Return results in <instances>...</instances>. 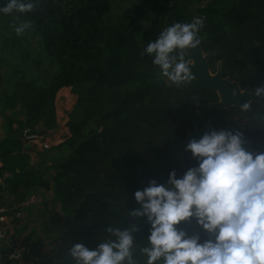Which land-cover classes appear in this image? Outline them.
<instances>
[{
    "label": "trees",
    "instance_id": "1",
    "mask_svg": "<svg viewBox=\"0 0 264 264\" xmlns=\"http://www.w3.org/2000/svg\"><path fill=\"white\" fill-rule=\"evenodd\" d=\"M203 0H177L176 22H191V7ZM6 0H0V5ZM168 0H39L29 13L0 15V175L13 176L7 190L17 202L35 189H53L69 222L65 246L90 249L110 224L137 225L138 240L149 235L146 218L126 212L140 205L134 192L150 180L180 177L197 164L188 152L177 157L192 112L208 110L186 102H207L217 93L192 80L170 85L152 57L141 55L163 28ZM205 22L204 49L223 61L224 76L252 91L264 78V0H211L197 9ZM19 17V19H17ZM30 21L17 35L14 26ZM70 87L77 99L69 112V135L49 150L54 173L22 174L31 155L25 134L60 127L57 97ZM225 111V110H224ZM242 114L239 108H233ZM244 136L264 148V105L251 103ZM189 235L207 238L196 221L182 222Z\"/></svg>",
    "mask_w": 264,
    "mask_h": 264
},
{
    "label": "clouds",
    "instance_id": "2",
    "mask_svg": "<svg viewBox=\"0 0 264 264\" xmlns=\"http://www.w3.org/2000/svg\"><path fill=\"white\" fill-rule=\"evenodd\" d=\"M38 2L6 0L0 15L32 12ZM204 22L195 17L163 27L141 55L152 57L167 81H189L190 61L185 57L201 44L198 34ZM30 27V21H20L14 31L21 35ZM251 92L264 100V84ZM240 108L247 112L251 103L243 102ZM243 143L242 133L229 129L192 138L185 151L195 166L180 177L173 170L166 182L153 179L134 192L140 207L126 215L146 218L147 238H136L135 224L109 223L95 248L75 243L68 249L73 264H264V152H249ZM193 219L207 238L180 227Z\"/></svg>",
    "mask_w": 264,
    "mask_h": 264
},
{
    "label": "crops",
    "instance_id": "3",
    "mask_svg": "<svg viewBox=\"0 0 264 264\" xmlns=\"http://www.w3.org/2000/svg\"><path fill=\"white\" fill-rule=\"evenodd\" d=\"M67 88L61 89L62 91ZM59 93V94H60ZM59 98V97H58ZM58 120L60 122L61 111L57 108ZM3 122L0 119V139L5 136V130L2 127ZM48 131V130H47ZM70 133L68 126L60 125L56 130L48 131L52 137L59 135L66 138ZM26 149L31 155L30 167L22 174H33L39 172L54 173L55 165L46 161L45 158L39 155V146L32 141H25ZM2 162L0 161V166ZM13 176H11V179ZM11 179L9 183L11 182ZM9 184L5 188L0 189V206L12 208L15 211H20L22 216L17 219L9 220L8 229L21 244H30L33 247L31 254V264H49L50 262H64L63 259H58V254L54 253L55 246H61L65 241L64 238H59L56 231L61 229L62 233L66 231V226L63 223L67 220L61 209V203L56 200L53 189H35L28 198L23 202H17L12 193L7 190ZM52 237L55 241L52 247V252L48 249V239ZM58 248V247H57ZM47 252H49L47 254ZM2 264H12L8 260H4Z\"/></svg>",
    "mask_w": 264,
    "mask_h": 264
},
{
    "label": "water",
    "instance_id": "4",
    "mask_svg": "<svg viewBox=\"0 0 264 264\" xmlns=\"http://www.w3.org/2000/svg\"><path fill=\"white\" fill-rule=\"evenodd\" d=\"M171 4L168 5L169 11L168 15L165 20L164 27L170 26L176 22V10H177V0H168ZM211 0H203L198 5L191 7V13L195 17H199L197 13V9H201L204 6H207ZM147 29L153 33L160 34L162 28H158L153 26L152 24H148ZM199 38L201 40V44L197 46L196 49H190L188 51V57L190 59V70H191V79H195L200 83L201 89L207 90H214L218 93L219 100L216 102H205V103H198L193 102L194 105L200 107H208V108H225L230 109L231 107H238L240 108V104L243 102L249 101L257 102L261 105H264V100H261L259 97H256L250 90L242 89L240 83L237 81L231 80L229 77H224L223 72L221 69V62L218 65L216 73L212 74L208 59L209 57L214 54L213 51L206 52L204 51L203 44L206 43L205 39L202 37L201 32H199ZM264 56V55H263ZM190 79V80H191ZM189 80V81H190ZM189 81H185L182 83H173L169 82L170 85H186ZM264 84V78L262 81ZM188 103L192 102L191 98L187 100ZM241 109V108H240ZM213 128L210 125L206 129L196 128L189 132V134L185 137L183 141V145L181 148L180 153L178 154V158L181 160L182 164L184 165V156L186 154L185 146L192 138H200L205 132L211 131ZM239 132L242 133V139L244 141L243 147L252 153H260L264 152V148H256L253 147L251 144V140H246L243 136V127L242 125L239 127ZM42 134H47V130L41 131Z\"/></svg>",
    "mask_w": 264,
    "mask_h": 264
},
{
    "label": "built area",
    "instance_id": "5",
    "mask_svg": "<svg viewBox=\"0 0 264 264\" xmlns=\"http://www.w3.org/2000/svg\"><path fill=\"white\" fill-rule=\"evenodd\" d=\"M25 140L32 141L44 150H49L65 140L64 136L51 137L49 134H25ZM9 173L0 175V189L5 188L11 179ZM22 216L20 211H15L6 206H0V264L4 260L12 264H31L30 257L32 246L17 242L8 229L9 220L17 219Z\"/></svg>",
    "mask_w": 264,
    "mask_h": 264
},
{
    "label": "flooded vegetation",
    "instance_id": "6",
    "mask_svg": "<svg viewBox=\"0 0 264 264\" xmlns=\"http://www.w3.org/2000/svg\"><path fill=\"white\" fill-rule=\"evenodd\" d=\"M204 44H203V47H204ZM204 51L206 53V52L213 51V50H207L206 51L204 49ZM213 52H214V54H212L209 57V59H208V64H209V67H210V70H211L212 74L216 73L218 65H219L220 62H221V69H222V64H223L222 60L215 59L216 53H215V51H213ZM185 59L190 61V59L188 57V53H187ZM213 67H215L214 71L212 70ZM222 72H223V70H222ZM223 76H224V74H223ZM224 77H227V76H224ZM192 80H195V79H191L190 81H192ZM195 81L200 86V83L197 80H195ZM233 81H235V80H233ZM240 86H241V84H240ZM200 89H201V86H200ZM201 90H207V89H201ZM211 91H214V90H211ZM189 98H191V100H192V102H190V103L193 104V102H197V101H194L191 96H189L188 99ZM218 100H219V96H218V93H217V99L210 100V101H207V102H216ZM198 103H205V102H198ZM233 108H238V107H231L230 109H225V108H211L210 109V108H208V110H200V111L192 112V115H193L192 116L193 126H192L191 129L188 130L187 135L189 134L190 131L195 130L197 127L200 128V129H206V128H208L211 125L212 128L216 129V130H222V129L239 130V127L242 125V127H243V136H244V131H245V127H246V117L244 116V114L247 113V112H245V111H243L241 109L242 110V114H236V113H234L232 111ZM244 138L246 140H251V139L246 138L245 136H244ZM251 144H252V140H251ZM252 146H253V144H252ZM259 149H261V148H259ZM187 153L188 152H186V154L184 156V165H183L184 168H185V158L187 156Z\"/></svg>",
    "mask_w": 264,
    "mask_h": 264
},
{
    "label": "rangeland",
    "instance_id": "7",
    "mask_svg": "<svg viewBox=\"0 0 264 264\" xmlns=\"http://www.w3.org/2000/svg\"><path fill=\"white\" fill-rule=\"evenodd\" d=\"M212 70L214 71L215 67H213ZM66 88H67V90L62 91V93L59 92L60 93V94H58L59 98L57 97V108L59 109V111H61L60 125H62V126H67V123L69 121V112L72 110V108L76 102V99H77L76 95L72 93L71 88L70 87H66ZM49 135L51 136V134H49ZM38 152H39V155L45 159L49 157V152L42 149L41 147H39ZM68 223L69 222L66 220L63 223V226H67ZM56 233H57V236L59 238H64L61 229L59 231H56ZM54 241L55 240L52 237H49L48 243H46V244H48L47 247H48L50 253H53L52 247H53V244L56 242V241L55 242ZM26 244H28V243H26ZM54 246H55L54 253L56 252L58 254L57 258L63 259L64 262L58 263L55 261V262H50L49 264H73L72 258L68 255V249L69 248L65 246V241L61 244L60 248H59V246H57L58 248L56 247V245H54ZM31 252L33 253V247H32ZM49 252H47V254Z\"/></svg>",
    "mask_w": 264,
    "mask_h": 264
}]
</instances>
